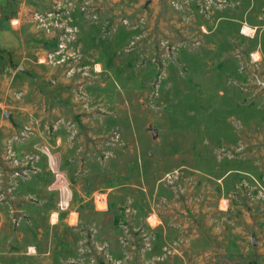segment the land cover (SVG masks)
Segmentation results:
<instances>
[{
	"label": "rangeland",
	"instance_id": "1",
	"mask_svg": "<svg viewBox=\"0 0 264 264\" xmlns=\"http://www.w3.org/2000/svg\"><path fill=\"white\" fill-rule=\"evenodd\" d=\"M258 81L264 0H0V264H264Z\"/></svg>",
	"mask_w": 264,
	"mask_h": 264
},
{
	"label": "water",
	"instance_id": "2",
	"mask_svg": "<svg viewBox=\"0 0 264 264\" xmlns=\"http://www.w3.org/2000/svg\"><path fill=\"white\" fill-rule=\"evenodd\" d=\"M257 84H258V86L261 87V89L264 91V83L258 81ZM9 117H10V115H8V114H6V113L3 114V118H4V119L9 118ZM252 244L255 245V242L253 241Z\"/></svg>",
	"mask_w": 264,
	"mask_h": 264
},
{
	"label": "crops",
	"instance_id": "3",
	"mask_svg": "<svg viewBox=\"0 0 264 264\" xmlns=\"http://www.w3.org/2000/svg\"><path fill=\"white\" fill-rule=\"evenodd\" d=\"M17 23V22H16ZM36 152V151H35ZM32 153H33V151H32ZM33 158H35V159H38V157H36V155H35V157H33ZM41 176V175H40ZM104 197V196H103ZM99 204H101V206H99ZM98 207L99 208H103L104 207V200H103V198H99V200H98ZM55 214V213H54ZM57 214V213H56ZM57 217H58V215H56ZM52 219H54V218H52Z\"/></svg>",
	"mask_w": 264,
	"mask_h": 264
},
{
	"label": "bare ground",
	"instance_id": "4",
	"mask_svg": "<svg viewBox=\"0 0 264 264\" xmlns=\"http://www.w3.org/2000/svg\"><path fill=\"white\" fill-rule=\"evenodd\" d=\"M99 206H101V204H99Z\"/></svg>",
	"mask_w": 264,
	"mask_h": 264
}]
</instances>
